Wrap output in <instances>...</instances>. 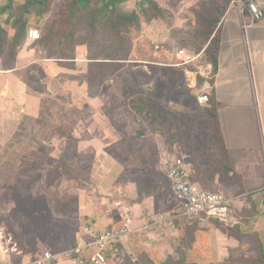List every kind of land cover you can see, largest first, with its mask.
<instances>
[{"label":"crops","instance_id":"1","mask_svg":"<svg viewBox=\"0 0 264 264\" xmlns=\"http://www.w3.org/2000/svg\"><path fill=\"white\" fill-rule=\"evenodd\" d=\"M62 1L55 0L51 12L41 19L27 16L28 30L14 61L7 60V51L0 54V177H8L13 160L18 163L13 176L16 179H53L58 172L57 185L41 187L37 194L55 193L54 207L50 209L77 229L74 237L50 238L51 241L43 238V243L37 245L14 232L22 252L9 260H28L45 250L57 253L67 247L84 246L91 241L84 230L90 223L103 231L126 223L133 229L109 252L110 264H143L141 254H148L156 264L168 259L182 264H222L233 249L252 248V235L259 238L264 254V17L244 32L238 9L228 7L219 23L218 69L213 72V65L204 61L202 69L212 72L210 80L200 74L192 80L198 89L212 85L210 98L217 107L229 165L236 176L231 179L220 173L213 175L211 170L198 175L197 167L190 162L193 181L201 188L221 190L233 197L236 223L227 225L232 232H226L213 227V220L177 217L173 222L158 221L159 215L174 209L167 168L175 157L181 156L171 149V144L175 149L178 146L177 126L165 122L168 113L180 119L174 107L177 102L168 90L171 83L182 91L193 89L185 68L176 65L177 49L194 52L193 45L184 47L170 40V35L193 29L194 12L198 5L206 6L207 0H156L164 17L144 26L142 31L132 32L134 38L138 37L136 33L140 35L133 45L130 43L129 51L127 45L120 59H114L112 46L106 57H72L65 49L73 42L60 43L55 38L47 45L40 44L45 29L59 16ZM140 1L122 0L117 7L131 12ZM13 2L20 5L25 0ZM8 3L9 0H0V13ZM0 17L6 21L7 14L3 12ZM5 26L10 39L13 29ZM31 28L40 31L39 39L29 37ZM144 38L153 48L147 46V58L143 59L137 52ZM167 43L172 47H167ZM156 44L159 49H155ZM112 62L118 64L117 70L102 81L98 71L103 63ZM66 63L78 64L76 73L90 71L101 81L95 96H91L85 77H61L56 66ZM87 63H95L97 68L89 70ZM134 64L147 71V89L134 90L126 84L119 94L114 86L116 77H128L122 73L133 69ZM163 68L174 71L169 73ZM37 82L47 84L50 96L54 93L60 102H70L67 108L56 106L64 117L60 128L27 121L29 116L38 117L34 102ZM135 96L142 102L135 101ZM74 99L81 100L77 112L72 108ZM82 100H89L88 105ZM145 112L147 124H136L135 116ZM46 131L51 133H43ZM217 149L215 157L221 158L219 145ZM24 173L30 174L23 176ZM92 250L84 248L75 258L62 256L59 264H91Z\"/></svg>","mask_w":264,"mask_h":264},{"label":"rangeland","instance_id":"2","mask_svg":"<svg viewBox=\"0 0 264 264\" xmlns=\"http://www.w3.org/2000/svg\"><path fill=\"white\" fill-rule=\"evenodd\" d=\"M197 7H205V4H202L201 6L198 5ZM192 33L193 29H185L181 35L176 33L171 34L170 40L175 42L178 41L182 46L188 48L193 42ZM84 34V32L77 34L75 41L71 43V47H66L65 53L67 55L72 57H106L111 54V43L105 30L100 29L96 40L85 43L82 42ZM136 34L139 37L140 34ZM134 36L135 34L127 36V51H129V48L131 47L130 43L132 42L133 45L135 39L138 38H134ZM140 44L141 46L138 48L137 54L140 58H147V46L153 48V45L151 43L149 44L146 38H144ZM169 45L172 47V44H166L167 47H169ZM59 50L62 51V49ZM78 66L79 65L76 63H66L64 65L58 64V66H56V71H59V73L62 74L61 77L63 79L71 77L69 76L70 74L81 77V79L85 77L87 85L91 86L92 89L91 96H95L97 93L95 88L102 84L101 81L94 74H91L90 71L87 74L84 71H82L81 74L76 73L79 69ZM123 67L124 64H121V68ZM132 67L134 68L122 73L124 76L128 77H122L121 74L116 77L114 86L119 94H122L126 84L131 86V89H134V87L139 88L140 90L147 89V71L138 64H134ZM93 68H97L95 63H87V69L92 70ZM163 69L169 73L174 71L172 68ZM170 85L171 89L168 90L169 96L177 102V104H174V107H176L177 110V117L180 118L177 120L175 115L172 116L171 113H168L167 119L165 120L167 124L172 123L173 126H177V136L180 139H178V146L176 149L175 146H172L171 144V149H173L172 153L174 152L175 155L187 156L188 161H192L197 167L198 175H202L203 170L212 171L216 159L215 151L218 145H216L214 142L215 140H213L212 131L208 127L209 122L206 120L205 116L199 114L197 111L200 105H198L196 101V91L190 88L189 90L182 91L176 87L174 83H171ZM34 90L37 95L34 102L36 106L38 105V117L36 115L29 116L27 121L36 125L39 124L40 126L55 125L60 128L61 125H63L61 122H63L64 117L56 106L67 108L70 102L63 99L60 102L56 96H53L54 93L50 96L47 91V84L43 82H37ZM80 101L81 100L79 99L72 100V108L75 112L80 108L78 105L80 104ZM84 101L85 100H82L85 105H88L89 100L88 102ZM135 101L142 102L137 96H135ZM135 120L136 124L139 122L147 124V112L141 115H136ZM43 133L51 132L46 131ZM61 133H63L62 130ZM17 166L18 163H15L13 160L9 164L12 173L9 171L10 173H8L7 178L0 177V221L5 223L6 226L8 225L12 232H17L20 238H28L29 243L32 245L43 243V238H48L47 241H51L50 238L74 237L73 232L76 231L75 229L77 228L66 219L56 217L54 212L50 209V206L52 208L54 207V200L56 199L55 193L48 191V194L45 195L37 194L41 187L57 185L59 180L55 177H58V172H56L53 179H16L13 176L16 173L15 170ZM59 173L63 174L61 170ZM28 174L30 173H24L23 176H27ZM62 202L63 201H61V203ZM59 206H62V204ZM15 236L16 238H19L16 234ZM251 251H253L254 254ZM255 254L256 252L253 247L246 250L233 249L222 264H249L247 262L248 259L255 256ZM147 258V260H150L148 254ZM152 262L155 263L153 260ZM128 263L131 264L130 262ZM147 264H149L148 261ZM158 264L175 263L173 260L168 259L165 262Z\"/></svg>","mask_w":264,"mask_h":264},{"label":"trees","instance_id":"3","mask_svg":"<svg viewBox=\"0 0 264 264\" xmlns=\"http://www.w3.org/2000/svg\"><path fill=\"white\" fill-rule=\"evenodd\" d=\"M122 0H63L59 8V16L45 29L42 45L51 43L59 38L60 43L65 41L74 42L77 34L84 32L82 42L94 41L100 29L106 31L111 46L115 52L114 59H120L127 48V36L132 32L142 31L144 26L154 20L163 18L165 12L156 0H141L136 10L122 12L117 4ZM55 0H25L23 4L17 5L9 0L0 13L7 14L6 21L0 17V54L7 51V60L14 61L16 53L21 46L28 30L27 16L33 15L36 18H43L52 10ZM231 0H207V5L194 12L193 19V50L199 53L204 50V61L213 65V72L218 69L220 51L221 19L230 5ZM5 25L13 29V35L7 38L8 30ZM98 71L99 79L105 81L107 77L115 73L118 64L103 63ZM199 105V104H198ZM198 113L205 116L211 127L215 142L221 148L223 156L215 159L212 174L218 173L235 179V173L229 165L223 136L219 126L217 107L210 98L205 105L198 107ZM63 169V167H62ZM59 176V174H58ZM58 178V177H55ZM172 208L181 210L179 201L173 197ZM188 219L187 217H184ZM190 220V219H189ZM213 227L226 232H232L225 224L213 221ZM191 236L193 231L190 232ZM194 240V238H189ZM255 256L248 259L249 264H264V254L261 251L259 238L252 235ZM143 264H155L152 260H145L146 254L140 256ZM78 258V257H77ZM148 259V258H147ZM175 264H182V261H174Z\"/></svg>","mask_w":264,"mask_h":264},{"label":"built area","instance_id":"4","mask_svg":"<svg viewBox=\"0 0 264 264\" xmlns=\"http://www.w3.org/2000/svg\"><path fill=\"white\" fill-rule=\"evenodd\" d=\"M229 7L238 9L241 16V26L244 32L251 28L258 20L264 17V0H231ZM29 37L40 38V31L36 28L29 30ZM158 44L155 49H159ZM203 51L195 53L185 48L176 51L177 66L184 67L189 81V86L196 89V101L199 105H205L210 101L212 85L198 89L192 80L204 75L209 80L212 72H204ZM197 65L196 69L190 68ZM168 179L173 196L179 201L182 209H172L168 214H161L159 222H173L177 217L198 219L199 221L213 220L215 222L234 225V212L232 209L233 197L221 190L210 191L201 188L193 181V168L187 156L175 157L167 168ZM84 230L90 235L91 241L84 246H72L63 251L53 253L45 250L37 253L28 260L12 261L10 257L20 255L21 245L5 223L0 221V264H59L60 257L75 258L82 253L84 248H92L89 255L91 264H110L108 254L114 247L129 236L133 229L126 223L110 230H99L93 224H88Z\"/></svg>","mask_w":264,"mask_h":264}]
</instances>
